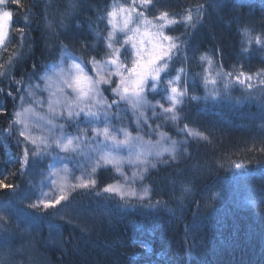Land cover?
Returning <instances> with one entry per match:
<instances>
[{"label":"trees","instance_id":"16d2710c","mask_svg":"<svg viewBox=\"0 0 264 264\" xmlns=\"http://www.w3.org/2000/svg\"><path fill=\"white\" fill-rule=\"evenodd\" d=\"M112 1L77 0L65 33L56 31L55 24L54 32L45 27L47 16L58 18L54 10L64 0H20L6 7L12 10V21L8 41L0 51V181L13 187L0 188V199L17 201L32 188L28 170L33 161L29 157V163H24L12 128L27 82L56 56L53 52L60 46L56 41L82 58L101 60L107 53L102 45L90 51L86 45L103 28ZM158 2L181 21L189 10L200 12L195 27L177 23L169 29L180 41V50L174 53L184 55L190 70L198 68L201 54L212 52L224 76L231 71L232 76L264 72V47L254 41L242 45L241 41L248 31L254 39L256 35L264 37V0ZM74 14L78 16L75 20ZM39 20L43 24L39 25ZM197 86L194 88L202 92L203 87ZM262 94L232 86V92L225 90L214 101L185 97L180 121L207 139L188 141L189 146L176 160L166 159L147 174L152 203L110 196L104 188L113 184L116 176L110 169H99L94 175L95 186L76 195L77 208L86 218L74 214L72 222L58 221L63 249L43 250L50 263L264 264V205L253 210L240 205L244 186L259 172L264 173V90ZM198 164L209 166L211 174L202 177L195 172ZM223 176L229 184L238 182V193L229 195V188L219 205L204 210L205 190ZM180 182L191 190L183 192ZM260 187L253 198L264 193V184ZM177 196L185 198L181 207L175 205ZM33 215L47 216L40 212ZM39 224L43 234L45 226Z\"/></svg>","mask_w":264,"mask_h":264},{"label":"rangeland","instance_id":"374dc122","mask_svg":"<svg viewBox=\"0 0 264 264\" xmlns=\"http://www.w3.org/2000/svg\"><path fill=\"white\" fill-rule=\"evenodd\" d=\"M42 1L50 2L51 0ZM158 1L152 0V4L148 6L147 10L140 8L139 0H136L135 6L138 11L144 10L145 15L151 19L166 11L165 7H159ZM110 3L108 10L105 12L103 28L86 45V49L89 51L99 49L101 45L102 49L106 52L109 51L106 37L109 31H112V28L108 24L107 12L111 11L113 7L121 5L128 7L133 4V0H114ZM10 4L17 3L13 0H6V3L0 4V14L4 11L12 12V10H6V7ZM77 5V0H64V4L54 10L56 11L55 14H58L56 15L58 18L47 16L45 27L52 29L55 24L58 26V28L55 26V29H60L61 32L65 33L66 25L73 17ZM68 9L70 10L66 11ZM191 14L194 26L189 25V28L195 27L200 18V12L192 11ZM169 15L173 16L171 13ZM138 20L139 18L133 14V21L129 27H135ZM11 21L12 17L9 26L5 29L6 37L4 44L0 45V51L8 41ZM116 25L115 36L116 46L118 47L119 41L124 38V33L119 31L123 27V20L120 17H117ZM174 25L165 28L163 31L165 34L173 36L175 38L174 42L180 46L179 37L169 32V29ZM143 31L144 28L141 26V33L136 37L137 41L141 38L148 39L142 36ZM149 31L156 32L157 29L150 28ZM251 35L248 31L246 37H242V45L249 41L257 43V38H259L260 42L257 44L264 47V37L256 35L254 39ZM163 43L167 45L169 42L163 41ZM58 45H60L59 48L53 52L56 56L46 61L38 73L27 82L17 110L14 111L23 113L20 118L23 123L19 124L15 123L16 117L14 114V126L12 128H14L15 141L20 144L22 153L24 154L25 149H27V159L30 157L33 161L28 170V175L33 182L31 190L25 196L23 195V198L11 202L5 200L6 203L0 204V260L3 261V264H51V259H48L47 254L43 253L44 251L38 246L36 228L28 227V224L37 227V223L34 219H30L27 213L31 215L34 212L47 214L49 217L45 224L47 230L40 234L49 237L47 244L63 249L61 245L62 234L59 230L58 221L70 219L72 222V214H77L78 209L77 193L92 188V185L87 188H73L72 185L80 183L82 179H94V175L99 169H110L116 176L115 182L110 186L120 188L124 192L134 191L136 193V195H125L121 198L115 192H108L110 196L121 201L136 199L137 202L152 203L150 189L145 182L147 174L154 169L152 165L164 164L166 159L176 160L182 149L189 146L186 145L188 141L203 140L202 137H205L197 129L185 127L186 125H183L180 121L181 116L183 117L181 109L185 97L191 96L192 100L196 102L202 99L214 101L218 100L225 90L232 92V86H238L243 91L252 89L260 97L263 95L264 72L257 71L243 76L237 73L232 76L231 71V75L224 76L220 73L212 52L201 54L198 68L190 70L184 62V55L173 52L171 63L166 72L161 74V80L157 83L156 90L153 91L148 88L143 93L147 99L146 105L133 107L126 100L120 101L119 104H112L113 100H119V97L112 92V89L119 82V77L112 75L110 77L111 84H99L102 96L97 97V99L106 101L105 106L101 107L91 101L88 107H85V112L88 111L89 107L92 111L98 112V119L93 120L91 117L86 116L84 112H80L79 116L74 114L69 117L70 107L74 113L79 111V108L75 107L73 103L76 100V92L67 86L68 83H73L75 87L77 70L74 65L79 64L84 69L81 77L84 79L85 84H87V80L84 78V74L92 80L100 78L97 75V70L104 78H109L108 71L111 65L104 63V55L101 60H97L100 63L96 64L94 69L93 58H82L74 51L63 47L64 43ZM148 46L150 47V45ZM247 46H242V48L247 49ZM121 51L123 52V49ZM121 59H123V56H121ZM127 67H131L130 56ZM180 69H183V71L181 72ZM177 76H179V80H176ZM245 77H251V79H245ZM169 80H172L173 83L169 84ZM241 80L244 83H241ZM212 81H215V83ZM148 83L151 85L153 82L149 80ZM197 85L203 87L202 92L194 88ZM172 87H176L178 91L185 93L179 98L182 102L174 108V112L179 117L177 120L171 119L173 112L164 111L165 108L172 107L169 99V96L172 95ZM107 104L112 106L108 108ZM25 109H28V111L25 112ZM202 113L198 112L197 115ZM104 127L109 129L108 139L103 135ZM21 131L28 135V140L20 135ZM190 132H198L201 135L193 136ZM125 133H128L127 137ZM112 136L115 137V141L111 139ZM69 138L76 139H73L72 145H69L67 150H63L62 146L59 145H66ZM124 141L126 142L119 143ZM173 141L176 142L175 147L177 148L174 153L171 151ZM145 161L147 163H144ZM93 169H95L94 172ZM194 171L199 172L202 177L211 174V168L207 165H195ZM254 180L247 187L244 186L246 191L241 193L243 198L240 202L242 201L241 203L245 207L253 208L260 204L264 205V193L255 198L252 197L257 189L261 190L259 184L260 186L264 184V173L259 172ZM228 182H230L229 179L221 178L218 181L221 184L210 187L208 193H206V199L203 201L204 210L221 203L224 197L223 194L226 191L223 184L228 185ZM181 184L182 182L179 183V187H181ZM217 185H220V187ZM61 194L66 196L65 200H62L55 207L44 208L43 202H54ZM141 196H143V199L140 198ZM182 199L176 198L175 205L181 207L184 204L182 203L184 199ZM9 234H14L11 236V238H14L13 240L8 237Z\"/></svg>","mask_w":264,"mask_h":264},{"label":"snow or ice","instance_id":"6c2138e0","mask_svg":"<svg viewBox=\"0 0 264 264\" xmlns=\"http://www.w3.org/2000/svg\"><path fill=\"white\" fill-rule=\"evenodd\" d=\"M15 3H19V0H13ZM6 3V0H0V4ZM140 8L147 10L148 6L152 4V0H139ZM136 0H133V4L129 5L128 7L118 6L113 7L111 11L107 12L108 24L111 26L112 31H109L108 36L106 37V44L109 51L105 54V61L104 63L107 65H111V68L108 71V77L104 78L103 75L100 74L99 70H97V75L100 77L97 80H92L90 77H86L84 74V78L87 80V84L84 83V79H82L81 74L84 73V69L79 65L75 64L74 67L77 70V75L75 78V87L73 83H68V87L72 88L73 91L76 92V100L73 102L74 106L79 108L78 112H73L71 107L68 111V116L72 117L74 114L79 116L80 112H84V114L88 117H91L93 120L98 119L99 113L96 111H92L91 107L88 108V111L85 112V107H88L89 102L94 101L96 105H100L104 107L106 101H102L101 99H97V97H101L102 93L99 88L100 83L111 84L112 81L110 77L112 75H116L119 77V82L116 86L112 89V92L115 96L119 97V100H113L112 104H119L120 101L126 100L130 103L133 107H139L147 104V99L143 95V93L148 89L151 88L153 91L156 90L157 83L161 80V74L166 72L169 67V64L172 60V55L174 50H178L179 45L174 42V37L165 34L163 31L165 28L170 27L177 23H185L190 24L193 22V16L191 14V10H189L187 16L184 18L183 21L179 20L175 16H170L167 11L161 12L159 16H155L153 18H148L145 15L144 10L138 11L136 8ZM133 14H135L139 20L136 23L135 27H129V25L133 21ZM12 17V12L4 11L0 14V45L4 44V40L6 37L5 29L9 26V22ZM120 17L123 20V27L119 29V31L124 33V38L122 41H119V46L117 47V41L115 32L117 30L116 19ZM141 26H143L144 31L142 36L147 37L148 39L145 40L143 38L137 41L136 37L138 34L141 33ZM150 28L157 29L156 32L149 31ZM163 41H168L169 43L165 45ZM259 38H257V43H259ZM150 45V47L148 46ZM123 49V52L121 51ZM123 56V59H121ZM131 57V67H127L128 58ZM92 63L94 65L99 64L100 61H97L95 57H93ZM211 63V61H209ZM126 71V74H125ZM182 72L183 69H180ZM228 75H231L229 73ZM241 76L244 73H240ZM239 79V77H238ZM245 79H251V77H245ZM149 80L153 83L149 85ZM176 80H179V76L176 77ZM207 82V81H206ZM215 83V81H212ZM244 83L243 80L240 81ZM169 84L173 83L172 80L168 81ZM250 86V85H249ZM172 95L169 96L171 101L172 107L165 108V112H173L171 119L177 120L179 117L174 112V108L178 103L182 101L179 99L185 93L183 91H178L176 87L171 88ZM11 95V93H9ZM84 105L83 107L81 105ZM108 108L112 105L107 104ZM28 109H25L27 112ZM23 113L17 111L15 112V123H23L20 119ZM91 122V121H90ZM187 127V126H185ZM193 136L201 135L198 132H190ZM21 136H24L25 140H28L29 137L26 135L24 131L20 132ZM103 135L106 139L109 138V129L104 127ZM125 136H128V133H125ZM203 139H207V137H202ZM73 139L76 138H69L67 140L66 145H59L62 146L63 150H67L69 145H72ZM112 140L115 141V137H111ZM119 142V143H125ZM34 143V141H33ZM173 147L171 151L174 153L177 151L175 147L176 142H172ZM28 157V150L25 149L24 152V163H27ZM175 158V157H174ZM144 163H147L145 161ZM155 167V164L152 165ZM146 170V169H145ZM95 169H93V172ZM143 178V177H141ZM90 185L95 186L94 179H87V180H80V183L72 185L73 188L75 187H83L87 188ZM13 187L12 185H5L2 181H0V188H10ZM181 187L183 188L184 192H189L191 189L188 185L182 184ZM105 192H115L123 198L125 195H136L134 191L124 192L120 188H115L112 186L105 187ZM143 199V196L140 197ZM66 196L61 194L54 202H43L44 208L55 207V205L60 204L62 200H65ZM0 264H3V261L0 260Z\"/></svg>","mask_w":264,"mask_h":264},{"label":"bare ground","instance_id":"6f19581e","mask_svg":"<svg viewBox=\"0 0 264 264\" xmlns=\"http://www.w3.org/2000/svg\"><path fill=\"white\" fill-rule=\"evenodd\" d=\"M89 9H91V8H89ZM78 14V13H77ZM78 16L76 15V14H74V20L77 18ZM39 22V25H41V24H43V22H42V20H39L38 21ZM51 31L52 32H54L55 30L54 29H51ZM56 31H60V29H57ZM58 37V36H57ZM48 38V41H51V39L49 38V37H47ZM58 39H60V38H58ZM63 39H64V37H63ZM49 44H50V42H48ZM56 43H58L57 41H56ZM58 44H60V43H58ZM49 49H51V47H49ZM55 50H57V49H55ZM225 176H223V177H220L219 179H217V180H215L213 183H212V187H213V185H215V184H221V183H218V181L222 178V179H226V177L224 178ZM232 184V185H231ZM231 184H229V182H228V185L226 184H223L224 185V187H226V190H228L229 188H230V192H229V195H231L232 193H234V194H232V195H235L236 193H238V191H239V189H240V187L238 186V182H232ZM31 185V184H30ZM234 185V186H233ZM210 186V187H211ZM218 187H220V185H217ZM233 186V187H232ZM210 187L208 188L207 187V189L205 190V192H204V199H206V193H208V191H209V189H210ZM237 188V189H236ZM224 190H225V188H224ZM245 190V189H244ZM231 195V196H232ZM21 198H23V196H21L20 197V199ZM177 198L179 199V198H183V197H180V196H177ZM184 200H185V198H183ZM182 199V200H183ZM185 201H183L182 203H184ZM242 202V201H241ZM240 202V205L243 207V208H246V209H249V210H253V209H257L258 207H260V206H263V204H260V205H258V206H256V207H253V208H250V207H245L244 205H243V203H241ZM4 203H6V201L4 202V201H1L0 200V204H4ZM77 214H78V216H79V218H86V215L84 216V214H85V212H83L81 209H77ZM27 213V212H26ZM27 215H29V218L30 219H34L35 221H36V225H37V227L35 226V225H30V224H28V227H30L31 226V228L32 229H35L36 228V234H37V243H38V246H39V248L41 249V250H50L52 247L54 248V249H58V250H62V249H60L61 247H56V246H52V245H49V244H47L48 242V240H49V237H47L46 235H41L40 233H41V229L39 228V226H38V224L39 223H41L40 221H44L43 222V224H39L40 226L42 225V226H45V229L47 230V228H46V221L48 220V219H46V217L47 216H44V218H41V217H38L37 218V216H35V215H31L30 213H27ZM73 217H74V213L72 214V218L71 219H73ZM39 234V235H38ZM14 234H12V235H10L9 234V236L8 237H10V239H14V238H11V236H13ZM36 239V238H35ZM63 246V245H62Z\"/></svg>","mask_w":264,"mask_h":264}]
</instances>
